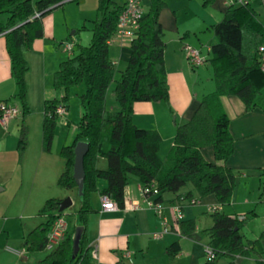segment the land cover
Returning a JSON list of instances; mask_svg holds the SVG:
<instances>
[{
    "label": "trees",
    "instance_id": "16d2710c",
    "mask_svg": "<svg viewBox=\"0 0 264 264\" xmlns=\"http://www.w3.org/2000/svg\"><path fill=\"white\" fill-rule=\"evenodd\" d=\"M65 1L0 0V35L4 34L6 39L22 116L19 160L28 147L26 118L31 113L26 80L30 64L25 54L33 49L36 40L44 36L43 17ZM214 1L202 0V3L207 7ZM165 6V0H149V8L140 21L137 36L130 44V59L116 79L117 70L110 57L109 41L116 33L124 4L98 0L91 42L78 45L77 53L62 61L54 73L53 86L62 91L63 96L44 103L42 145L47 153L51 152L58 124L57 108L63 104L67 109L71 91L79 85L85 86V93L81 96L85 112L78 124L77 135L71 144L60 150L64 160V169L57 180L60 188L79 192L74 178L75 147L78 142L86 141L89 151L84 159V187L75 222L68 220L64 239L38 264H93L88 226L93 212L91 194L98 190L99 179L107 183L102 195L110 196L120 208L125 205L131 176L138 177L143 185L156 184L161 194L177 193L191 184L200 197L215 195L221 207L232 201L236 173L224 163L234 153L235 139L222 96L239 97L249 110L257 107V97L264 90L259 51L260 47L264 48V25L252 5H243L229 7L222 20L213 26L217 42L211 47L210 61L216 90L202 99L190 121L177 127L173 145L163 161L159 156L160 133L138 127L133 118L136 102L164 101L170 107L164 57L165 32L160 22V13ZM4 14L8 15L6 21L1 18ZM110 88L119 106L116 110L108 109ZM206 147H212L215 161L204 157L202 149ZM101 157L107 161L106 169L97 167ZM193 190L187 198L192 197ZM60 201L49 198L39 210L38 215L45 217V221L28 233L24 243L30 254L46 249L52 226L64 214V211H59ZM250 214L253 212L246 213L244 219L220 210L211 214L213 224L203 231L209 237L208 245L215 254L211 261H207L208 264H217L222 257L235 259L252 254L257 256L256 264H264V247L260 242L264 238V230L253 240L241 232ZM78 226H83L84 231L80 249L74 257L73 240ZM180 229L182 235L191 237L195 223L193 220L182 221ZM180 249L179 243L174 242L168 247V253L173 257Z\"/></svg>",
    "mask_w": 264,
    "mask_h": 264
},
{
    "label": "crops",
    "instance_id": "0c3cea01",
    "mask_svg": "<svg viewBox=\"0 0 264 264\" xmlns=\"http://www.w3.org/2000/svg\"><path fill=\"white\" fill-rule=\"evenodd\" d=\"M126 1L123 0L122 4ZM165 1L160 22L165 32L164 57L170 107L164 101L136 102L133 118L138 127L160 133L162 142L159 156L163 161L173 145L177 127L190 121L202 99L216 90L210 61L211 47L217 42L213 26L222 20L227 10L223 0H215L207 7L203 6L202 0H179L173 6L170 0ZM74 2L67 0L43 17L44 36L36 40L33 49L25 54L30 64L26 80L31 113L26 118L27 123L32 116L38 117L37 123L39 120L43 123L45 101L63 96V92L53 86L54 73L65 60L60 55V51H64L63 43L73 41L75 51L78 45L91 42V9L97 10L98 0H82L77 4ZM251 5L264 25V0H252ZM181 9L187 13L184 18L179 16ZM75 10L78 11L76 15L73 14ZM70 29H74L71 37L66 38L64 30ZM186 45L199 48L206 56V62L200 67H192L188 61ZM109 52L116 70L122 72L130 59V46L116 37L109 44ZM16 94L17 86L12 75L6 39L1 34L0 102L8 101L19 105ZM222 103L230 118V130L235 139L234 153L224 163L236 173V187L231 203L221 207L215 195L200 197L191 184L177 193L163 192L160 198L166 205L165 213L172 222V205L179 203L182 196H187L193 190L192 197L199 199V203L181 204L184 210L182 221L193 220L195 231L191 237L182 235L181 221L174 224L169 233L160 239H154L152 233L162 228L160 217L146 207L131 210L124 206L114 211H105L101 191L107 183L106 180L99 179L98 190L91 194L93 212L88 226L93 264H208L204 249L210 239L203 231L213 224V219L207 216L213 213L210 210L212 207H218L220 211L238 216L239 219H244L246 213L250 212H253L251 215H258L257 208H260L262 217L259 197L264 184V90L257 97V107L252 110L247 109L244 102L235 95L222 96ZM107 105L110 110L119 108L111 88L107 94ZM69 107L68 105L66 114L60 120L68 127L71 124L68 118ZM20 115L7 124L0 121V264H38L46 257L45 251L31 254L27 251L24 245L26 236L45 221V217L38 213L47 199L62 200L68 196L72 198L73 195L72 189H66L62 194L56 189L60 188L57 180L64 169L60 150L68 145L67 141L64 145H61L60 137L56 143L53 141L50 153L43 150L42 142L32 153L29 146L23 161L19 163L17 142ZM37 123L36 131H39ZM41 137L42 141L43 135ZM202 153L207 160L215 161L212 147L203 148ZM97 167L106 169V159L99 158ZM142 187L140 179L131 176L125 201H139L143 204ZM174 242H178L181 249L171 257L168 247ZM22 248L26 249L22 256L11 250ZM243 258L238 256L234 264H241ZM218 264H229V261L221 260Z\"/></svg>",
    "mask_w": 264,
    "mask_h": 264
},
{
    "label": "built area",
    "instance_id": "2783aa9c",
    "mask_svg": "<svg viewBox=\"0 0 264 264\" xmlns=\"http://www.w3.org/2000/svg\"><path fill=\"white\" fill-rule=\"evenodd\" d=\"M229 7H238L243 5H251L252 0H223ZM145 14V9L142 4V0H127L124 4L123 10L119 15L118 26L115 35L109 41V44L114 38H119L121 42L130 46L131 42L137 36V31L140 27V21ZM75 43L71 40H67L63 43L64 50L68 55H72L74 51ZM188 61L192 67H200L203 65L207 58L203 55L199 48L191 45H186ZM261 53L260 63L261 69L264 71V48L260 47ZM67 112L66 107L61 104L56 110L58 117H63ZM21 114V108L19 105L10 103L8 101L0 102V121L7 124L11 119L18 117ZM143 204L139 201H125V207L131 210L138 209L140 207H146L154 211V213L160 217L162 228L160 231L152 233L154 239H160L164 234L169 233L174 224L180 223L184 219V210L181 203L195 205L199 203V199L191 197L187 198L182 196L179 203L172 205L173 221L171 222L169 217L165 213L166 205L161 200V191L152 183L151 185H143L142 187ZM102 204L105 211H114L118 208L117 203L108 195H102ZM259 204L262 207V218L264 222V184L259 197ZM212 212L219 210L218 207H212ZM173 223V224H172ZM68 229V218L65 214L60 216L52 226L48 234V243L46 249L49 251L54 250L64 239L65 233ZM14 253L22 256L26 253V249H11ZM204 253L207 261H211L214 257V251L207 245L204 249Z\"/></svg>",
    "mask_w": 264,
    "mask_h": 264
},
{
    "label": "rangeland",
    "instance_id": "374dc122",
    "mask_svg": "<svg viewBox=\"0 0 264 264\" xmlns=\"http://www.w3.org/2000/svg\"><path fill=\"white\" fill-rule=\"evenodd\" d=\"M88 1H92V0H88ZM114 1L119 3V4L123 3V0H114ZM177 1H179V0H170V2H171L170 4L173 6L175 3H177ZM184 1H187V0H184ZM74 3L77 4V1H75ZM78 3H81V2H78ZM76 4H74V5H76ZM142 4L144 6L145 11H147L149 8V0H142ZM74 9H76V8L74 7ZM60 11L62 12V10H60ZM73 14L74 15L78 14V11L77 10L73 11ZM186 15H187V13H185L184 9H181L179 11L180 17L184 18ZM91 16H92L91 18H93V20L96 18V16H97V10L96 9H91ZM7 17H8V15L4 14V15H2L1 18L3 21H6ZM73 30L74 29H70L69 31L64 30L65 37L66 38L71 37V33L73 32ZM60 41L61 40H59L58 43H60ZM77 51H78V49L76 48L75 51H73L72 56L74 54H76ZM60 55L65 60L71 56V55H68V53L65 50L64 51L61 50ZM120 75H121V72L117 71L116 72V79L119 78ZM113 85H114V83H113ZM84 93H85V86L83 84L75 87L74 90L71 91L70 98L68 100V105L70 106L68 118L71 121V124L69 127L63 125L60 121L61 117H59L58 124L56 127V132H55L56 135L54 136V139H55L54 143H56L57 139H59V137H60L61 138V145L66 144V141L69 144L71 142V140H73L76 137L77 132H78V129H77L78 124H79V122H80V120H81V118L85 112V108L83 107L82 102H81V96ZM260 102L263 103V100H261ZM21 119H22V116L20 115L19 120H18L19 123H21ZM37 122H38L37 116H32L30 118L29 122L28 123L26 122V126L28 127V147L30 146L31 153L35 152L36 149H38V147H40L41 142L43 141V140L41 141V139H42L41 136L43 135L42 122H41V120H39V123H37ZM36 123L39 124V131L38 130L36 131V128H38V125H36ZM19 138H20V129H19L18 142H19ZM18 142H17V146H18ZM28 147H27V149H28ZM26 150H25V152H26ZM17 151H18V147H17ZM25 152H24V155H25ZM18 154H19V152H18ZM24 155H23V157H24ZM23 157L21 158L19 163L21 161H23ZM262 177L264 178V173L262 174ZM263 182H264V179H263ZM54 187H57V186H54ZM56 189H58V191H60V194L63 193L62 191H66V189H64V188H56ZM72 192H73L72 199L74 200V203L71 207H69L68 209H66L64 211V214L67 216V218L70 222H75L74 217H75L76 211L81 207V198H80L79 192L77 190H72ZM55 196H58V195H55ZM68 197H70V196H68ZM65 198H67V197H65ZM257 210H258V215L255 216V215L250 214L249 219H247L246 223L244 224V226L241 230L242 233L244 232L243 234L246 236L247 239H251V240L257 239L259 237V235L261 234V232L264 230V222H263V219L261 217V212H260L261 209L257 208ZM207 216L209 218H212L211 214H209ZM260 242H261V245L264 247V244H263L264 238L261 239ZM44 251L47 254L50 252L47 249H45ZM256 258H257V256L255 254H252V256H250V257H244L241 260L242 261L241 264H256ZM235 259H231L230 257H222L217 262V264L221 260H227V261H229V264H233ZM231 262H233V263H231Z\"/></svg>",
    "mask_w": 264,
    "mask_h": 264
},
{
    "label": "water",
    "instance_id": "95a60500",
    "mask_svg": "<svg viewBox=\"0 0 264 264\" xmlns=\"http://www.w3.org/2000/svg\"><path fill=\"white\" fill-rule=\"evenodd\" d=\"M89 151V143L86 141H80L75 147V161H74V178L78 185L79 195L83 194L84 179H85V168H84V159ZM73 205V200L71 197L62 199L59 202V211H65ZM84 231L83 226H78L73 240V256L78 253L80 249V241Z\"/></svg>",
    "mask_w": 264,
    "mask_h": 264
}]
</instances>
